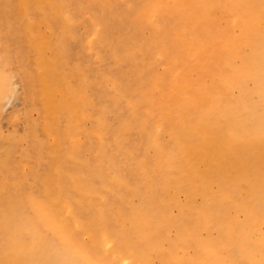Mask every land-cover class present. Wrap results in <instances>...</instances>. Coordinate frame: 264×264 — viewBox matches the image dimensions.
I'll list each match as a JSON object with an SVG mask.
<instances>
[{
  "label": "rangeland",
  "instance_id": "374dc122",
  "mask_svg": "<svg viewBox=\"0 0 264 264\" xmlns=\"http://www.w3.org/2000/svg\"><path fill=\"white\" fill-rule=\"evenodd\" d=\"M5 1L0 0V62L4 71L9 69L8 77L17 90L0 107V193L7 198L38 197L53 218L65 222L72 236L69 246L81 253V264H134L133 255L146 264H163L161 253L194 264L203 249L201 243L222 249L233 226L238 237L248 206L259 200L256 193L252 188L238 190L230 180L224 188L213 183L203 187L199 173L208 166L195 159L194 180L181 150L199 148L203 141L199 130L211 119L236 136L242 130L234 121L264 113L261 79L234 78L252 63L245 64L242 55L227 51L223 64L192 65L174 44L176 35L189 44L191 33L177 26L178 18L172 14L160 18L162 27L153 24L152 0H60L69 13L67 21L53 18L56 9L51 2L43 7L31 2L23 15L17 0L12 4L8 0L10 11ZM29 23L36 24L39 40H49L51 35L61 44L65 78L81 104L78 118L66 108L70 126L62 115L55 135L46 132L39 87L33 83L29 90L26 87L29 82L24 77L29 70L34 72L41 59L24 30ZM55 48L44 53L46 60L56 57ZM238 48L252 53L251 48ZM172 60L177 61L176 67L171 68ZM259 66L263 75L264 62ZM213 73L230 77V85L220 87L221 92L211 90ZM178 75L193 77V90L207 95L209 101L192 100L178 87ZM64 95L62 87L56 99ZM237 107L243 109L240 116L234 114L240 110ZM66 125L72 128L70 133ZM35 140L45 141V146L37 147ZM52 147L58 148L57 157L50 154ZM53 164H59L61 174L69 178L58 193L70 212L45 191L44 180L53 175ZM95 170L103 172L105 179L97 177ZM71 178L80 183L79 188ZM261 188L264 200V184ZM92 189L98 193L90 203L87 195ZM1 203L0 257L9 241ZM100 210L106 217L105 230L116 241L108 250L90 236L99 225ZM27 213L49 227L44 215L33 208ZM228 223H232L229 228ZM249 224L256 233L247 237L258 249L257 261H263L264 214L258 210ZM36 231L25 227L23 240L30 243ZM50 236L57 244L64 242L59 230L50 228Z\"/></svg>",
  "mask_w": 264,
  "mask_h": 264
},
{
  "label": "bare ground",
  "instance_id": "6f19581e",
  "mask_svg": "<svg viewBox=\"0 0 264 264\" xmlns=\"http://www.w3.org/2000/svg\"><path fill=\"white\" fill-rule=\"evenodd\" d=\"M9 1L12 4V0ZM31 2H35L38 7H43L47 2H51L56 9L53 18H63L66 21L70 19L65 4L60 0H17L21 14H27V7ZM100 2L106 3L107 0H101ZM149 5L153 24L162 27L164 21L162 22L160 18L172 14L178 18L179 23H177V26L181 25L182 29L189 30L192 42L187 44L182 36L176 35L174 44L190 60L192 65L200 67L205 61L223 64L224 55L227 51L231 54H240L243 56L245 64H249L247 61L249 60L252 67L244 72H238L239 75L234 76V78L239 80L241 77H249L255 82L257 79H261L258 84L261 87L262 95H264V74L262 75L259 66L264 62V0H152ZM5 7L8 11L11 10L8 0L5 1ZM35 27L36 24L29 23L24 30L27 33L28 41L35 46L41 59L36 62L34 72L32 73L29 70L28 77L24 78L29 82L26 86L27 90H29L32 83L39 87L42 97L41 106L48 121L46 132L55 135V126L57 127L59 124L66 108H70L71 113L78 118L81 112V104L76 96H73V92L67 84L62 52L59 50L61 44L55 42L51 35L49 40H39L34 33ZM257 29L259 32L255 34L253 31ZM11 31H15L13 26ZM253 34H255L254 37ZM163 41L165 39L161 40V42ZM54 46L58 48V50L55 48V52L58 51L56 57L52 60H46L44 53L51 47L54 48ZM238 46L251 48L252 53H245ZM164 56L169 57L168 54ZM2 57L0 53V59ZM171 63L173 64L171 68L176 67V60H172ZM3 66L4 64L0 62V107L11 96L14 97V89L17 90L16 84L14 86L11 84L14 80L11 81L12 78L8 77L10 74L9 69L6 72L2 69ZM211 77L213 82V85H210L211 90L230 85V77H227V75L217 76L214 74ZM193 81L194 79L190 75L184 77L178 75L177 85L189 93L192 100H207V95L202 96L195 93ZM62 87L65 88V95L61 99H56ZM241 87H243V83ZM221 91L222 89H219V92ZM237 108L240 110H237L234 114L240 116L243 109L241 107ZM229 115L228 111L226 116L230 118ZM63 118L65 119L63 122L68 125V121L66 123L67 115H64ZM233 121L232 119L231 122ZM213 123L214 121L211 119L204 128L199 130L203 141L198 143V146L200 145L198 149L181 150L189 162L188 167L192 178L197 180L195 178L197 171L193 165L194 160L202 159L208 166L205 171L199 173V183L203 187L213 183L219 188H224L225 181L230 180L238 190L252 188L259 200L254 206H248L245 220L239 227L241 232L238 237L236 233L238 228L234 229L233 226L227 237L229 241L225 242L222 249L216 251L213 247L201 243L200 246H203V249L194 264H249L247 261H250V264H264V260L257 261L258 249L249 242V237H247L250 233H256L254 228L250 227L251 218L256 216L258 210L264 214V200L261 199V187L264 184V113L256 112V116L254 114L252 118L234 121V126L242 130L236 136L242 139L229 134L232 129L225 132L222 127L215 126ZM71 129V127L67 128V132L70 133ZM195 130L194 128L193 131ZM35 145L41 148L45 146V141L35 140ZM50 150V154L57 157L58 148L52 147ZM60 158L65 160L63 157ZM1 160L2 156L0 155V163ZM168 166L172 168L170 165ZM50 170H52L53 175L49 173L45 178V191L54 202L63 205L70 212L68 203L64 202L58 193L67 177L61 174L59 164H53ZM95 172L97 177L105 179L103 172L97 170ZM71 179L75 186L79 188L80 183L74 178ZM115 180L118 181L117 178ZM97 193L98 189L95 191L92 189L87 195L88 202L91 203ZM0 200L3 207V224L9 237L8 244L0 257V264H81V253L71 250L69 246L72 236L69 234L65 222H58L53 218L38 197L34 196L26 199L23 194H18L12 198H7L0 193ZM29 208H33L39 215H44L49 227H43L36 218L30 217L27 213ZM216 214L219 213L215 212ZM96 221H99V225H96L90 236L94 243L104 245L108 250L116 245V241L109 230H105L106 217L103 210L98 212ZM231 224L228 223L226 226L229 228ZM25 227H35L37 230L36 237L30 243L24 241L21 235ZM50 228L61 232L64 237V244H57L51 238ZM224 241L225 237L223 238ZM120 254L124 253L121 252ZM133 256L131 261H134V264H146L143 259L136 255ZM160 257L163 259V264H186L184 259L169 258L162 253Z\"/></svg>",
  "mask_w": 264,
  "mask_h": 264
}]
</instances>
